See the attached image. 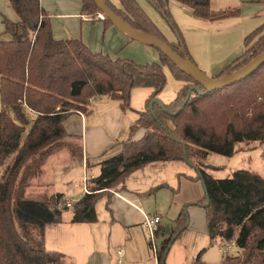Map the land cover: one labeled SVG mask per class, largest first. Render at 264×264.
<instances>
[{
    "label": "trees",
    "instance_id": "obj_1",
    "mask_svg": "<svg viewBox=\"0 0 264 264\" xmlns=\"http://www.w3.org/2000/svg\"><path fill=\"white\" fill-rule=\"evenodd\" d=\"M8 1L19 20L3 17V34L9 39L0 38V264H70L62 252L45 247V216L58 222L62 212L70 210L72 223L95 222V203L108 189L132 171L160 161H184L201 181L204 194L196 204L205 209L209 243H233L236 247L234 254H225L218 264H264V176L237 169L230 176L214 178L210 172L216 167L205 163L212 153L231 157L243 149L242 144H264V63L231 85L204 94L193 89L184 104L188 89L197 83L162 51L156 49L160 62L145 64L93 53L80 39H54L39 0ZM103 1L134 29L191 59L166 0L149 1L168 22L176 44L136 0H118V5ZM177 1L190 7L194 16L210 18L209 0ZM81 11L92 16L100 12L93 0H83ZM103 21L112 24L107 18ZM263 51L264 24L245 36L244 54L215 77L232 73ZM163 66L186 82L166 104L157 97L166 84ZM144 86L153 89L146 107L130 127V136L120 142V151L98 163L100 173L88 184L91 193L70 207L63 205L59 193L46 201L26 195L27 187L53 153L68 148L71 157L81 160L80 142L64 127L70 111L86 110L88 100L97 96L116 99L120 108L127 110L131 89ZM26 107L34 113L31 120ZM140 128L144 135L132 139ZM186 226L183 209L161 242L157 264H166L170 246ZM203 251L191 264H206L200 259Z\"/></svg>",
    "mask_w": 264,
    "mask_h": 264
},
{
    "label": "crops",
    "instance_id": "obj_2",
    "mask_svg": "<svg viewBox=\"0 0 264 264\" xmlns=\"http://www.w3.org/2000/svg\"><path fill=\"white\" fill-rule=\"evenodd\" d=\"M82 1L39 0L50 19L54 39H80L93 53L113 59L160 62L158 50L132 39L122 26L105 24L103 20H86L83 16L90 14L82 13ZM110 1L118 5V0ZM136 1L165 37L176 44L174 33L164 24L160 13L153 11L154 6L145 0ZM209 1V19L194 16L190 7L177 0H166V3L192 61L205 75L215 77L243 53L245 36L264 24V0ZM227 11L234 12L223 16ZM3 17L13 22L19 20L8 0H0V20ZM0 38L9 39V35H0ZM163 71L166 84L157 97L166 104L176 97L184 81L176 79L167 66H163ZM152 91V87L147 86L132 88L127 110H122L116 99L97 96L91 98L83 116L79 111H70L64 127L80 142L81 160L71 157L68 148L53 153L27 187L26 195L46 201L59 193L66 207L80 199L85 194L83 179L86 178L88 186L90 180L100 173L98 163L111 157V152L120 151V142L130 136V127L138 113L145 109ZM26 112L34 116L32 111L27 109ZM143 135L144 129L140 128L132 139L138 140ZM256 146L248 144L243 148L247 150ZM195 176V171L184 161L148 163L126 175L120 184L108 189L96 201L95 222L72 223L70 210H64L60 221L46 223L45 247L62 252L70 264H111L117 247L124 249L129 264H150L144 259L150 244L143 214L160 218L156 234L157 246H160L166 233L174 227L175 218L184 209L186 229L170 246L165 263L191 264L195 254L204 249L203 245L209 239L205 211L195 206L204 194L202 183ZM150 190L152 193H147ZM64 212L70 213L63 215ZM217 245L222 250L226 244L217 242ZM231 250L235 251L236 247L233 245L227 252L222 251L221 259ZM152 264H157L155 258Z\"/></svg>",
    "mask_w": 264,
    "mask_h": 264
},
{
    "label": "water",
    "instance_id": "obj_3",
    "mask_svg": "<svg viewBox=\"0 0 264 264\" xmlns=\"http://www.w3.org/2000/svg\"><path fill=\"white\" fill-rule=\"evenodd\" d=\"M93 1L100 12L104 14V17L109 19L112 24L125 28L132 39L162 51L182 72L190 76L197 83V85L191 86L188 89L184 104L189 99L193 89L196 90L199 94H204L206 92H211L224 86L231 85L245 78L259 65L264 63L263 51L259 55L251 59L249 62H247L245 65H243L241 68L233 71L226 76L219 78L209 77L205 75L186 54L184 56H180L164 41L151 35L141 33L138 30L134 29L131 25L125 22L116 13H114L103 0ZM184 104L175 113H173V115L177 114L182 109ZM44 220L46 223L52 222V216L46 215Z\"/></svg>",
    "mask_w": 264,
    "mask_h": 264
},
{
    "label": "rangeland",
    "instance_id": "obj_4",
    "mask_svg": "<svg viewBox=\"0 0 264 264\" xmlns=\"http://www.w3.org/2000/svg\"><path fill=\"white\" fill-rule=\"evenodd\" d=\"M145 1L150 3L149 0H145ZM153 11L156 14L160 13L155 7H153ZM159 15L163 19L164 24H166L168 26V28L171 29L169 24H168V22L164 19L162 14L160 13ZM90 16H92V15H90ZM2 19L0 20V35H5V36L7 35L8 36V34H3L4 33V26H3V30H2V25H1L2 24ZM158 21H161V20H158ZM171 31H172V29H171ZM175 37H176V35H175ZM182 38H183V36H182ZM250 44H251V42L249 43V45ZM129 60H132V59H129ZM241 60L242 59H240L239 61H241ZM132 61H134V60H132ZM134 62L137 63V64L152 63V62L139 63V62H136V61H134ZM184 85H186L185 81H184ZM88 103H89V100H88ZM87 108H88V104L85 105V109L86 110H87ZM86 110L73 109V111H79L80 113H84V112H86ZM27 116L31 120V115L28 114ZM249 144H257V146H256V148L247 149V150H244V148H243L241 151L236 152L238 154H236V153H235L236 155L233 154L234 155L233 158L226 157V156L219 155V154H214V153H212L211 155L209 154L210 157H208L205 160V163L210 165V166L216 167L215 169H213L210 172V174L214 178H224V177L230 176L231 173L233 171L237 170V169H248V170H252V171L257 172L261 176H264V144L259 143V142H251ZM243 146H245V144H242V147ZM115 153H117V152H111L110 156H112ZM195 206H199V207H201V209L202 208L204 209V207H202L201 205H195ZM204 211H205V209H204ZM69 213L70 212H68V213L64 212L63 215H65V214L69 215ZM205 217H206V215H205ZM203 247H204V251L201 254V258H200L201 261L206 263V264H218L220 259H221V255L223 254L220 246L217 245V243L210 244L209 243V239H208L206 244L203 245ZM235 251L231 250L229 252V254H234ZM148 252L149 253L147 254L146 258H144V259H145V261L148 259L150 261V264H152L154 257L152 256L153 254L151 252V249L149 250V248H148ZM197 253L195 255H197Z\"/></svg>",
    "mask_w": 264,
    "mask_h": 264
},
{
    "label": "built area",
    "instance_id": "obj_5",
    "mask_svg": "<svg viewBox=\"0 0 264 264\" xmlns=\"http://www.w3.org/2000/svg\"><path fill=\"white\" fill-rule=\"evenodd\" d=\"M86 20H104V14L101 12H98L96 15L94 16H90V15H84L83 16ZM91 99H89L90 102ZM28 108L26 107V110ZM29 111H31L30 109H28ZM82 116L83 114L80 113ZM84 182V186H83V190L84 193H91V191H89V187L87 186V180L86 178L83 179ZM67 206H70V203H67ZM144 215V220H143V224L144 227L147 231L148 234V240H149V244H150V249L151 252L153 254V257L156 259V255L157 252L159 250L160 246H157V232L159 230V226H160V218L158 216H149L147 214H143ZM233 246V243H228L226 245H224L222 248L223 252H227L228 249ZM111 264H129V262L126 260L125 258V253H124V249L121 247H117L114 251V257H113V261Z\"/></svg>",
    "mask_w": 264,
    "mask_h": 264
}]
</instances>
